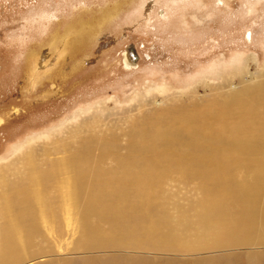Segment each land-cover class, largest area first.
Masks as SVG:
<instances>
[{
    "label": "rangeland",
    "instance_id": "obj_1",
    "mask_svg": "<svg viewBox=\"0 0 264 264\" xmlns=\"http://www.w3.org/2000/svg\"><path fill=\"white\" fill-rule=\"evenodd\" d=\"M130 44L139 60L136 66L125 68L123 53ZM249 90L252 102L259 103L254 97L264 92V0H0V176L5 182L0 184V195L12 191L9 185L19 175L28 174L23 158L32 154L39 170L48 175L46 189L58 190L69 173L75 177L71 170L81 164L92 163L115 177L132 166L136 184V195L132 191L128 200L133 203L132 212L141 214L142 207L149 204L152 211L161 205L172 219L182 218L188 211L192 214L193 209L205 206L208 196L200 182L205 179L198 173L191 176L187 170L192 167L186 165L197 168L198 157L217 144L243 142L246 129H252L248 135L257 129L264 136V115L256 127L249 122L245 126V116L252 120L253 114L261 115L258 106L252 107L250 98L242 108L231 101L235 93ZM239 113L244 114L241 128L236 119ZM219 122H225L224 127ZM155 126L171 130V139H158ZM153 135L157 141L151 143ZM254 144L264 149V137ZM168 148L185 155L166 162L171 165H150L153 153ZM151 168L165 171L163 182L146 177ZM254 169L247 166L248 171ZM231 170L234 180L248 175L237 167ZM254 180L261 189L256 206L264 211V162ZM21 183L18 185H24ZM51 195L55 200L60 197L55 192ZM220 200L223 198L216 203ZM65 220L60 219L64 223L60 228L64 227L56 234L40 225L42 230L33 239L54 260L70 258L78 264L85 258L135 257L147 264H196L201 260L264 264V246L237 244L247 234L235 233L234 241L219 223L214 229L215 245L229 244L209 252L169 249L172 242L166 241L161 252L112 247L74 254L79 233ZM130 221L141 229L136 220Z\"/></svg>",
    "mask_w": 264,
    "mask_h": 264
},
{
    "label": "bare ground",
    "instance_id": "obj_2",
    "mask_svg": "<svg viewBox=\"0 0 264 264\" xmlns=\"http://www.w3.org/2000/svg\"><path fill=\"white\" fill-rule=\"evenodd\" d=\"M137 64L138 62L136 63V65ZM124 65L125 68H131V66H133L128 61L126 55L124 56ZM251 93L252 92L249 90L247 92L248 94L247 96V94H242V92H237V94L235 93L233 97L230 95V98L232 97L231 101L234 100V106H238L240 108L243 107L244 101H246L248 98H250L251 100V103L253 105L252 107L257 108L258 106V108L261 110L260 116L255 113L253 114V116L255 115V117L252 120H249L248 117L245 116V121H246L245 126H248V122H249L250 124H253V126L256 127L257 120L264 115V92L260 91L256 96L254 95L255 101L259 102L257 104H255L254 101L252 102ZM222 100L224 102V99ZM228 100L230 101V99ZM248 104H250V102ZM209 108L210 107H207V109ZM217 109L219 108L217 107ZM180 111L182 110L180 109ZM220 113L223 114L221 111ZM155 115L157 116V114ZM203 115L205 116V114ZM210 115L212 116V114ZM242 116L244 117V114L239 113V117L236 118L238 119L237 125L240 128H241ZM159 117H161V115ZM188 118L191 119L190 117ZM213 118L211 117L212 121L214 120ZM156 121L159 122L158 120ZM183 121H182V125H184ZM176 123L174 125H176ZM224 124L220 125L219 122L220 126H223ZM158 126H155L153 129L154 134H156L157 138L162 140L164 139L170 140L171 139L170 134H172L171 130H169L168 128L162 129L161 127ZM200 126L204 127V125H202V122ZM212 130L213 131L211 132L215 131L214 129ZM249 130L250 129L248 130L246 129L245 132H243L247 138L244 139V141L239 144L232 143L231 146H226V145H218L216 143L217 144V145L215 144L216 146L208 148V150H205L203 152L204 155L198 157L199 161L197 168L194 167L193 163L192 166L187 161L189 165H186V167L193 168V169L185 168L188 169L187 172L192 174L191 176H193L195 173H198L202 179H205V181L203 182L200 180L198 181L201 182V187L203 188L202 190L208 196L207 197L208 201L205 202V206L201 210L193 209L192 214L191 211H188L190 212V214L188 212L185 213V216L188 213L189 216V217L187 216L188 218H184L185 216L184 217L181 216L182 218L172 219L171 215L169 216L170 217L169 218L168 216H166L167 214L166 210L160 207L161 205L160 206L157 205L156 208H154L152 211L151 206H149V204H146L145 205L146 208L145 206L142 207L141 214H139L140 212L137 213L136 211L132 212L133 203H130L128 201L130 200L129 198H131L132 191H134V195H136V191H135L136 188L134 187L136 184L133 180L135 173L131 168L132 166L126 167L125 172L120 174L119 177H115L114 174L113 175L106 174L98 167L97 169L94 168L92 163L87 162L89 164H81L80 166L71 170L73 173H75L74 174L75 177H73L69 173L67 175L68 178L64 179L59 186L57 185L59 188L58 190H56V187H51L50 184L48 186L51 188L48 189L47 187L46 189L45 185L48 184L47 183L48 175H46L45 172L39 170L38 165H36L33 162L32 154H29L24 158L22 157L24 159L23 161L24 165L29 167L28 174L24 177L19 175V178L17 177L12 182V184L10 183L9 185L12 191L10 193L6 192V194L0 195V222H1L0 223V264H77L75 263L76 260L73 263L74 260L73 258H72L73 260H70V258L61 259V260L51 259L46 254H44V250L42 248L36 247L33 242V239L36 240V238L39 236L40 230H42V229L39 230L40 225L44 230H46L50 234L52 233L56 234L58 231H61L64 226L60 228V225L64 223H62L60 219L68 220L70 226L75 225V229L79 233V238L76 241L77 244L76 252H73L74 254L85 253V252L88 253V251L92 249L104 250L105 248H112V247H114L112 249H116V250L147 251L146 249H150L153 252H161V250H163L166 245L165 244L166 241L172 242V245L171 243H168L169 246L167 245L168 248L170 247L169 249L180 247V251L188 250L193 252L198 251V253H201V252L212 251V249L210 250V248H213V250H217L219 248L223 249V247L225 246L224 244L226 243L217 242L215 245V241H214V237L216 235L214 229L218 228L217 223H219L218 225L219 227L221 226L225 228L226 230L225 232L231 235L234 241L236 240V237H234L235 233L238 234L239 232H242L247 234L246 237L244 239L241 238L242 241L237 244L240 245L253 244L252 246L255 245V246L263 247L264 246V229H263L264 211L256 206L255 199L259 193L260 182L258 180L255 181L254 177L256 173L262 171L263 162H264L263 160L264 149L259 146H256L254 142L257 139H260L264 136L261 133V131H258L257 129H255L252 132L253 135H248ZM148 131L149 130H147L146 133L144 134H147ZM151 132L152 131H150V133ZM198 132L201 131H197L196 133ZM218 133L220 134L221 132ZM143 135L141 136L142 138H144ZM174 135L175 133L173 134V136ZM141 137L140 139H142ZM237 137H241V135H238ZM155 139L156 137H154L153 140H151L150 138L149 142L152 143L155 141ZM188 140L190 141V137ZM189 141L187 142L189 143ZM138 143H141V141ZM203 143L205 144V141ZM158 147H160V145H158ZM149 153L150 155L152 154L151 151ZM165 155H167V157ZM180 155L182 156L185 154L177 153L173 148H168L164 150V153H153V155H151L150 157V161L148 162L150 163V165L152 164L154 166H156V164L159 163L161 165V163L169 162L171 158H178L180 157ZM190 157L191 159L192 157L194 158L193 154ZM182 161L184 162V160ZM112 162L114 161L112 160ZM21 163L22 162H20V164ZM166 164L171 165L170 163H166ZM248 165H253L255 169L252 171H248L247 170ZM235 166L237 167L238 171L240 170L242 171L243 174L245 173L248 174L245 177L246 179L239 178L240 180H234L236 176L232 177V173L230 172L232 171L231 170L232 167L236 168ZM157 172H160V174H157ZM164 173L165 171H152L151 168V170L146 171V175L148 174L146 177L154 176L155 178L160 180L159 183H161L163 182V179L165 177L163 176ZM197 177L199 178V176ZM19 181L22 182L20 185L22 184L24 185L19 186L18 185ZM48 182H50V179H48ZM0 184L1 185L5 184L3 180V176L2 177L0 176ZM52 192L60 194V197H58V200L60 198L59 202L58 200H55L56 196L55 198L52 197L51 195ZM215 197L218 198L215 199ZM219 197L220 198L222 197L223 200L222 201L220 200V202L218 201L216 203V200L220 199ZM228 198L230 199V202L228 200H227L228 202L225 200ZM203 202L202 204H204ZM133 213H135V215H133L135 216L134 218L131 217ZM57 215H64L65 218H60ZM131 218L133 220H136L135 222H137L140 225L141 229L140 228L138 229L136 224L135 223L133 224L130 221L132 220ZM195 223L197 225H195ZM143 226H149V228L145 230L146 227ZM144 241H147V243L148 241H151V244L140 243ZM231 248H237V247H231ZM85 259L86 260L84 261L83 260L81 261V259L78 260V264L79 262H81V264H147V262L136 259L135 257H125L124 259L121 257L110 258V259L103 257H97L94 259L92 258L90 259L85 258ZM210 263L211 262L208 260H201L200 262H196V264H210Z\"/></svg>",
    "mask_w": 264,
    "mask_h": 264
},
{
    "label": "water",
    "instance_id": "obj_3",
    "mask_svg": "<svg viewBox=\"0 0 264 264\" xmlns=\"http://www.w3.org/2000/svg\"><path fill=\"white\" fill-rule=\"evenodd\" d=\"M126 55L128 61L133 65V66H136V63L138 62L139 60V57L136 53V50L134 48V46L132 44H130L129 46H127L125 52H124V55H123V58L124 56Z\"/></svg>",
    "mask_w": 264,
    "mask_h": 264
}]
</instances>
